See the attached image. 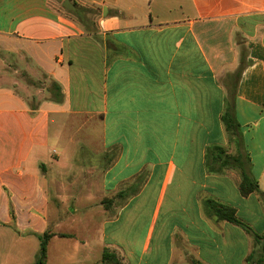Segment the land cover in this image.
<instances>
[{"label":"crops","instance_id":"crops-1","mask_svg":"<svg viewBox=\"0 0 264 264\" xmlns=\"http://www.w3.org/2000/svg\"><path fill=\"white\" fill-rule=\"evenodd\" d=\"M65 1L0 0V264H35L45 234L46 264H102L104 251L122 264H264V202L241 195L221 153H238L222 123L232 104L264 193V0ZM34 83L58 84L63 101ZM58 197L102 198L59 209ZM78 215L100 219L97 249L71 233Z\"/></svg>","mask_w":264,"mask_h":264},{"label":"trees","instance_id":"trees-1","mask_svg":"<svg viewBox=\"0 0 264 264\" xmlns=\"http://www.w3.org/2000/svg\"><path fill=\"white\" fill-rule=\"evenodd\" d=\"M246 67H247L246 57L245 54H242L240 67L238 71L231 76V79L233 81H236L237 83V80L239 79L240 75L242 74V72L245 70ZM53 88H54V96H55L54 100H56L57 102H62L63 94L61 87L58 84H54ZM235 90H236V85H234L230 89V96H231L230 99L232 100H234L236 94ZM222 123L224 124L225 130L229 134L230 138L235 140L239 148V151L235 156H227V157H224V151L223 149H221V153L223 155L222 157L223 167L232 165L239 170L241 176L239 189L243 197H248L251 194H259L264 202V193L260 191L258 183L250 173V166H251L250 159L242 152V138L240 135V126L236 121L234 107L232 104L228 107L226 113L222 116ZM107 202L108 201H106V205ZM209 205H210L209 208L211 214L216 217L217 221H227L229 223L241 226L246 230L250 231V229L246 227L242 222H240V220L236 217V212L233 208L226 207L214 202H210ZM52 236L53 235L51 234H45L41 238L40 252L35 264H46L48 243L52 238ZM256 240L258 242L264 241V236L263 237L257 236ZM261 252L264 257V246ZM251 261L252 258H250V263ZM102 264H122V262L118 259V257L115 254L110 253L109 251H104L102 256Z\"/></svg>","mask_w":264,"mask_h":264},{"label":"rangeland","instance_id":"rangeland-1","mask_svg":"<svg viewBox=\"0 0 264 264\" xmlns=\"http://www.w3.org/2000/svg\"><path fill=\"white\" fill-rule=\"evenodd\" d=\"M94 12L93 11H87V10H84L82 11L80 14H78V16L81 18L80 20H82L83 24L85 25V27L89 30V31H93L95 29L94 27ZM36 85V87H40V88H43V89H47L49 92L48 94L49 97H51V95L54 96V83L53 84H49V87H46V85L44 86H40L39 84L37 83H34ZM52 91V92H51ZM232 143L231 145L232 146H235L237 147V143L235 142V140L231 139ZM234 142V143H233ZM233 148V147H232ZM238 148V147H237ZM239 151V148L236 149V151ZM88 155L87 154H83V157L82 158H88L87 157ZM95 158V157H94ZM82 160V159H81ZM56 165V164H55ZM68 178V176H66ZM72 177V176H70ZM69 179V178H68ZM84 178L81 177V175H76L74 176V182L73 181H70V183L66 184V186L64 187L66 191L70 192V194H75L77 193L78 194V191H80L82 189V187L79 185L82 183V180ZM90 179V178H89ZM98 178H93V179H90V183L92 182H96ZM70 186V187H68ZM66 196L69 197L68 193L66 192ZM67 197H64V199H60L61 197H58L60 200H62V204L60 203L59 205V209H63L65 207H68L67 209L69 208H72L73 206L75 207H78V206H81L84 204V202H87L86 204H89V205H92L95 207V205H98V200L102 197H87V200L86 201H78L76 203H73V202H68L67 201ZM55 200L53 199V194H52V204H51V207H52V210L54 211L56 209V204H55ZM59 203V202H58ZM65 206V207H64ZM93 208H90L89 210L87 211H91L90 213H95L93 210ZM76 221V224L75 226L73 227V230L71 231V233H75L76 235V238H78L80 240L81 239H85L86 241H88L90 244L92 243L93 246H94V249H97V245L99 244V241H100V219L99 218H96V217H87V216H82V215H78L77 218L75 219Z\"/></svg>","mask_w":264,"mask_h":264},{"label":"water","instance_id":"water-1","mask_svg":"<svg viewBox=\"0 0 264 264\" xmlns=\"http://www.w3.org/2000/svg\"><path fill=\"white\" fill-rule=\"evenodd\" d=\"M63 8L64 9H67L69 11H76V8L74 6H72V4L70 3V1L66 0L64 3H63Z\"/></svg>","mask_w":264,"mask_h":264}]
</instances>
